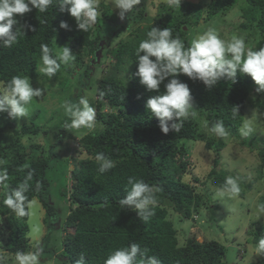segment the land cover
<instances>
[{"label": "trees", "instance_id": "1", "mask_svg": "<svg viewBox=\"0 0 264 264\" xmlns=\"http://www.w3.org/2000/svg\"><path fill=\"white\" fill-rule=\"evenodd\" d=\"M207 1L203 8L185 0H176L171 5L158 6L156 14L150 16L141 7L133 18H126L124 25L101 1L98 11L104 28L96 36L93 34L97 22L87 32L79 30L75 19L60 10L59 0H53L46 13L33 9L23 17H16L18 24L13 31H21L17 42L11 47L0 46V83L6 85L11 77L20 75L29 77L32 84L38 74L47 76L40 72L41 44H47L53 55L58 53V45L67 46L75 55L69 67L86 64L84 72L78 77L79 94L76 97L70 95L68 101L78 102L86 93L88 95V91L94 89L88 86L89 81L95 73H100L95 87L100 101L89 102L96 109L100 130L84 132L76 141L79 156L69 162L73 169L66 179L67 192L63 193L68 210L64 217H60V211L51 199L53 177L51 180L46 177L52 168L48 160L50 156L40 155L34 159L33 151L39 146L22 143L23 137L40 133L43 127L39 124L41 110L29 109L30 123L20 126L19 130L13 129L10 139L5 137V126L0 123V160L6 162L3 167L7 168L9 175V188L0 187V218L4 219L0 231L6 234L2 246L5 253L15 257L18 251H30L27 238L29 217L16 216L3 204V199L7 191L17 187L31 172L33 177L26 195L29 200L38 199L44 210L46 234L34 248L41 251L42 259H52L54 264H76L83 255L84 264H104L111 252L136 242L142 250H148L147 256L157 257L161 264H227L224 260L226 250L216 241L198 242L194 236L185 244H180L178 232L167 217L169 209L183 219L190 218L206 204L202 199L207 196V190L211 187L218 189L228 176L238 178L240 198H244L252 183H245L221 163L226 142L217 136L205 139L189 117L184 120L179 132L163 134L159 121L146 109V102L150 97L162 94L164 85L160 86V93L150 92L134 75L138 66V46L147 39V32L152 27L170 28L173 37H179L186 47H190L189 30L198 26L204 12L206 19L212 20L238 7L241 19L239 29L248 37H253L254 45L250 48L256 51L264 47V0ZM62 22L69 27L62 29ZM125 27L130 31L129 39L106 49L103 62L107 56L112 61L100 69L96 59L97 53L103 49L101 43H110L112 34L117 35ZM65 66L61 64L55 76L68 72ZM178 79L189 86L193 104L201 110L208 130L217 121H222L231 143L257 151L256 170L260 176L264 165V147L261 148L260 139L254 135L248 133L243 136L241 127L251 96L262 95L256 92L257 85L251 77L238 73L234 83L221 79L210 90L202 82L190 80L182 74ZM68 118L61 116L56 125L58 133L63 134ZM70 138L76 139L75 136ZM202 140L204 149L212 153L213 160L205 180L200 182L193 174L194 160H185L187 151L180 144L181 141L200 143ZM101 152L115 162V167L103 174L98 171L99 163L95 160ZM200 159L202 156L198 157V162ZM129 177L142 180L157 190V203L151 208L152 215L147 222L140 219L134 209L129 210L119 204L131 188ZM191 182L199 188L209 186L202 188L206 191L203 198L196 193L197 186ZM261 205H264V195L259 198L257 207ZM55 232H58V238L54 242L52 234ZM64 233L65 239L62 238ZM249 237L256 245L264 237V227H255ZM257 263L264 264V254Z\"/></svg>", "mask_w": 264, "mask_h": 264}, {"label": "clouds", "instance_id": "2", "mask_svg": "<svg viewBox=\"0 0 264 264\" xmlns=\"http://www.w3.org/2000/svg\"><path fill=\"white\" fill-rule=\"evenodd\" d=\"M140 2L141 0H112L113 7L119 10L121 21L127 14L133 13ZM52 4L53 0H0V46L11 47L17 42L21 31H13L14 26L18 24L16 17H23L33 9L46 13ZM59 7L62 12L66 11L75 19L78 29L83 32L93 28L100 15L99 0H59ZM60 27L67 29L69 26L62 22ZM40 47V72L50 78L60 70L61 64H68L75 59V55L67 46L59 48L60 51L55 55L47 44H41ZM136 56L138 66L134 75L139 78L140 84L148 91L156 93H160V86L164 85L165 91L162 94L147 100L146 109L159 121L160 130L165 135L169 132H179L184 120L194 109L189 86L178 79L181 74L190 80L202 82L210 90L221 79L234 83L240 73L251 77L258 86L257 93L264 92V47L253 51L246 46L241 36L233 35L230 41H225L214 29L209 28L194 37L190 47H186L179 37H173L170 28L152 27L147 32V39L140 42ZM166 80L167 83H164ZM43 92L44 89L32 87L29 77L13 76L6 85L0 83V113H7L9 118L16 120L27 117L29 105L34 98L41 97ZM61 107L70 118V122L63 126L65 130L95 129L96 109L86 97H81L78 102L66 100ZM209 131L218 138H226L229 135L222 121H217ZM250 131L248 124H245L243 134L247 135ZM95 160L99 163L98 171L102 174L115 167V162L102 152L95 156ZM5 163L0 160V187L8 189L9 175L7 168L3 167ZM23 167L27 168L28 165ZM32 177L33 174L29 172L24 181L5 193L3 204L18 217L33 215L31 209L35 201L29 200L26 195ZM128 184L131 188L126 196L119 200V204L129 210L134 209L137 216L147 222L152 215L151 208L157 203V190L134 177H129ZM37 186L39 187V184ZM216 191L220 197L238 198L241 191L238 178L228 176ZM259 212L264 213V205L259 206ZM40 230L38 225L33 224L29 235H36ZM255 247L257 253L264 254V237L259 239ZM147 251L133 242L127 247L111 252L104 264H161L157 257L147 256ZM40 255L39 249L18 251L15 253L16 264H40ZM76 264H84L83 255Z\"/></svg>", "mask_w": 264, "mask_h": 264}, {"label": "rangeland", "instance_id": "3", "mask_svg": "<svg viewBox=\"0 0 264 264\" xmlns=\"http://www.w3.org/2000/svg\"><path fill=\"white\" fill-rule=\"evenodd\" d=\"M103 2L105 6H108L116 17L118 22L124 25L126 18H133L142 7L143 11L148 15H155L157 7L161 5H171L176 0H141L140 4L136 6V10L127 14L125 19L121 21L119 19V10L113 7L112 0H99ZM187 2L195 3L203 8L206 7L207 0H185ZM240 5V4H238ZM159 10V9H158ZM239 8L236 7L230 11L224 12L212 20L206 19V12L203 13L198 26L189 30V38L192 40L198 34L203 31L212 28L214 29L221 39L230 41L233 35L241 36L244 38L246 46L252 48L254 45L253 37H248L247 34L239 29L241 23ZM100 16V15H99ZM97 24L94 27L93 36L100 35L104 28V24L100 17L97 19ZM130 31L127 27L117 35L112 34L111 44H106L103 41L102 51L97 53L96 63L99 64V68L103 69L108 62L112 60L107 56L104 60V54L106 49L114 47L118 42H126L129 39ZM63 46L58 45L57 51L59 52ZM108 60V61H107ZM68 72H63L60 75L54 77H48L44 75H37L33 82L32 87L44 89L43 95L39 98H34V104L29 105V109L41 110V118H39V124L43 125L40 129V133L36 136H25L22 139L24 145H38L39 148L33 151L32 157L44 155L50 156L48 160L51 162V169L48 170L46 177L50 180L53 177V182L50 187L51 199L56 204L57 210L60 211V217L65 216V212L68 210V206L65 204L63 193L67 192V180L70 177V172L73 169V165L69 164L72 160L78 157V151L76 150V141L84 135V132H91L87 129L79 130H65L62 133H58L56 129L57 123L60 121L61 116H64V109L61 105L69 98L70 95L79 94L77 91L80 88L78 77L84 72L83 66L75 64L69 67V63L66 64ZM42 66V64H41ZM99 69V70H100ZM98 71V70H97ZM100 73H95L93 78L89 81L88 86L94 88L85 94L89 102L100 101V96L95 94V87L97 86ZM258 87V86H257ZM262 95H252L250 103L246 105L243 116L242 129L244 125L248 124L251 131L248 132L253 137L259 138L261 148L264 147V92ZM36 105V106H35ZM194 109L191 110L192 114L189 118L195 124L199 133L206 139L207 137H215L213 133L208 130V126L204 121L201 110L199 107L193 104ZM66 118L68 116L65 115ZM30 113L27 117L20 118L19 120L9 118L7 113H0V123L5 126L4 135L7 139L12 137L13 129L19 130V127L24 124L30 123ZM70 122V118L67 119ZM94 130H100L96 124ZM243 134V132H242ZM75 136L76 139L70 137ZM243 136H245L243 134ZM228 135L226 138H219L221 141L226 142V148L222 151L221 163L226 169H229L231 173L238 174L246 182L251 181L252 186L249 191L246 192L244 198H227L217 195V189L210 188L207 190V196H205V189L209 186L203 185L198 187L194 182H191L194 186H197L196 193L202 198V201L206 203L203 208H199L197 214L193 217L183 219L181 215H178L171 209H169L168 220H170L175 226L178 232V241L180 244H185L190 237H197L198 242L203 241H216L221 244L225 250V258L227 264H258V258L261 254L256 252V245L252 243V239L249 237L250 233H253V229L256 227H264V213L259 212L257 207L259 198L264 195V165L262 167V173L258 176L256 166L258 165L257 151L248 150L247 148L239 146L237 143H231V139ZM71 139V140H69ZM200 142V141H199ZM180 145H184L187 151V158L194 160L193 174L200 182H203L212 168V153L207 152L204 149V140L200 143H194L191 141H181ZM28 151V150H27ZM51 151V153H50ZM202 156V159L198 162V157ZM217 169V168H216ZM190 177V176H188ZM35 201L33 208L31 209L33 215L28 216V233L27 238L29 240L30 251H34V248L46 234V227L43 223L44 210L38 199L33 198ZM213 214V215H212ZM4 224V219L0 218V229ZM38 225L40 232L36 235H29L32 225ZM6 234L0 231V264H16L14 256L5 253L2 249L4 245ZM58 238V232L52 234L54 242ZM62 238H66V234H62ZM56 244V243H55ZM40 264H54L52 259L39 258Z\"/></svg>", "mask_w": 264, "mask_h": 264}]
</instances>
